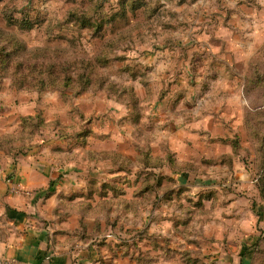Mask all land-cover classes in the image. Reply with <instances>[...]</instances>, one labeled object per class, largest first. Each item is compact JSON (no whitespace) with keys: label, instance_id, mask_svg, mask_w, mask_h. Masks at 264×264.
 Returning <instances> with one entry per match:
<instances>
[{"label":"rangeland","instance_id":"1","mask_svg":"<svg viewBox=\"0 0 264 264\" xmlns=\"http://www.w3.org/2000/svg\"><path fill=\"white\" fill-rule=\"evenodd\" d=\"M232 7L0 0V162L56 171L94 264H264V37Z\"/></svg>","mask_w":264,"mask_h":264},{"label":"crops","instance_id":"2","mask_svg":"<svg viewBox=\"0 0 264 264\" xmlns=\"http://www.w3.org/2000/svg\"><path fill=\"white\" fill-rule=\"evenodd\" d=\"M226 1L240 9L242 15L243 9L244 15H250L251 45L262 40L264 0ZM239 47L245 45L240 43ZM27 157L16 164L0 162V257L33 264H94V255L71 235L73 219L57 209L58 199L41 197L56 171L45 168L47 164L40 156ZM61 172L64 171H57V175ZM66 172L60 185L76 190L83 171Z\"/></svg>","mask_w":264,"mask_h":264},{"label":"built area","instance_id":"3","mask_svg":"<svg viewBox=\"0 0 264 264\" xmlns=\"http://www.w3.org/2000/svg\"><path fill=\"white\" fill-rule=\"evenodd\" d=\"M0 264H33L30 262H25L16 258H3L0 257Z\"/></svg>","mask_w":264,"mask_h":264}]
</instances>
